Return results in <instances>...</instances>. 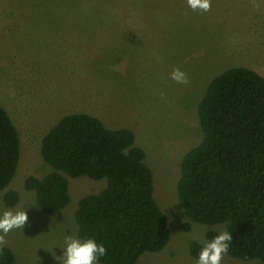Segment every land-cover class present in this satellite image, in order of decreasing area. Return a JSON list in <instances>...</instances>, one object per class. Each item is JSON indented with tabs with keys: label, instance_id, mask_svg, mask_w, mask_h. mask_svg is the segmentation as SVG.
Returning <instances> with one entry per match:
<instances>
[{
	"label": "rangeland",
	"instance_id": "obj_1",
	"mask_svg": "<svg viewBox=\"0 0 264 264\" xmlns=\"http://www.w3.org/2000/svg\"><path fill=\"white\" fill-rule=\"evenodd\" d=\"M211 4L202 12L187 0H0V104L21 144L17 171L0 191V215H28L23 229L5 237L17 264H62L55 257L66 237H77L78 201L106 185L105 178L67 177L70 200L55 213L42 211L24 188L28 175L51 170L40 154L43 135L75 112L131 129L153 173L171 238L135 264H196L191 242L204 246L208 231H225L189 220L177 195L180 162L203 137L197 106L210 80L237 65L264 76V0ZM174 67L187 84L169 78ZM8 190L19 195L14 206L4 202ZM221 264L264 263L224 253Z\"/></svg>",
	"mask_w": 264,
	"mask_h": 264
},
{
	"label": "trees",
	"instance_id": "obj_2",
	"mask_svg": "<svg viewBox=\"0 0 264 264\" xmlns=\"http://www.w3.org/2000/svg\"><path fill=\"white\" fill-rule=\"evenodd\" d=\"M197 112L203 137L181 159L178 198L191 222L224 225L232 236L229 256L264 263V76L242 65L226 68L208 83ZM20 146L0 104V191L17 171ZM40 154L51 170L28 175L24 188L42 211L59 212L69 203L67 177L106 179L101 191L78 201L74 213L77 238L107 249L98 263L135 264L168 244L171 230L154 196L153 173L131 129L110 128L83 112L65 114L43 135ZM18 200L16 191L5 192L8 206ZM215 235L206 233L208 240ZM202 247L192 241L191 256L198 258ZM0 264H17L6 245Z\"/></svg>",
	"mask_w": 264,
	"mask_h": 264
},
{
	"label": "clouds",
	"instance_id": "obj_3",
	"mask_svg": "<svg viewBox=\"0 0 264 264\" xmlns=\"http://www.w3.org/2000/svg\"><path fill=\"white\" fill-rule=\"evenodd\" d=\"M187 5L193 11L208 12L211 10V0H187ZM169 78L177 83L187 84V74L179 67H174L169 73ZM28 221L25 209H7L0 215V250L7 244L6 236L13 229H23ZM232 236L227 231H222L208 240L198 254L196 264H221L224 253L229 249ZM107 255L103 244H97L95 239H80L73 236L65 238V247L62 256L55 257L62 264H96L100 257Z\"/></svg>",
	"mask_w": 264,
	"mask_h": 264
}]
</instances>
